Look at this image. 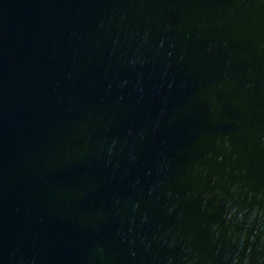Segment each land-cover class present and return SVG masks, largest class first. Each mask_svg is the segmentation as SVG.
<instances>
[{
  "label": "water",
  "instance_id": "95a60500",
  "mask_svg": "<svg viewBox=\"0 0 264 264\" xmlns=\"http://www.w3.org/2000/svg\"><path fill=\"white\" fill-rule=\"evenodd\" d=\"M0 264H264V0H0Z\"/></svg>",
  "mask_w": 264,
  "mask_h": 264
}]
</instances>
